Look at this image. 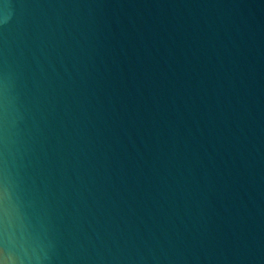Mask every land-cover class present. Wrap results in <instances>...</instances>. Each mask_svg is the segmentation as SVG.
Listing matches in <instances>:
<instances>
[{
  "label": "water",
  "instance_id": "obj_1",
  "mask_svg": "<svg viewBox=\"0 0 264 264\" xmlns=\"http://www.w3.org/2000/svg\"><path fill=\"white\" fill-rule=\"evenodd\" d=\"M0 264H264V0H0Z\"/></svg>",
  "mask_w": 264,
  "mask_h": 264
}]
</instances>
